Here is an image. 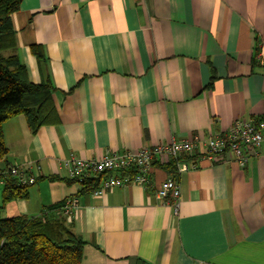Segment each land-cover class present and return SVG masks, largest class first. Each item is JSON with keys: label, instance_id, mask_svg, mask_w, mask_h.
<instances>
[{"label": "crops", "instance_id": "obj_1", "mask_svg": "<svg viewBox=\"0 0 264 264\" xmlns=\"http://www.w3.org/2000/svg\"><path fill=\"white\" fill-rule=\"evenodd\" d=\"M11 21L27 79L53 87L57 120L34 132L21 114L2 123L0 197L8 167L35 178L4 217L75 196L80 264H264V140L243 167L201 147L184 158L195 168L155 160L148 184L100 197L78 194L62 165L264 118V0H20ZM170 176L176 211L156 197Z\"/></svg>", "mask_w": 264, "mask_h": 264}, {"label": "trees", "instance_id": "obj_2", "mask_svg": "<svg viewBox=\"0 0 264 264\" xmlns=\"http://www.w3.org/2000/svg\"><path fill=\"white\" fill-rule=\"evenodd\" d=\"M19 3L20 0H0V158L7 153L2 134L5 120L24 115L33 132L57 120L51 101L53 87L49 82H30L16 54L11 14ZM31 49L35 53V47ZM36 55L41 56L40 52ZM177 162L172 159L165 168L174 172ZM8 168L0 209L6 202L26 197L29 186L20 185ZM99 178L85 179L78 194L95 189ZM62 203L45 207L36 216H0V264H80L84 241L59 212Z\"/></svg>", "mask_w": 264, "mask_h": 264}, {"label": "built area", "instance_id": "obj_3", "mask_svg": "<svg viewBox=\"0 0 264 264\" xmlns=\"http://www.w3.org/2000/svg\"><path fill=\"white\" fill-rule=\"evenodd\" d=\"M256 58L264 63V48L257 53ZM264 140V118L234 119L231 125L222 132H215L206 136L192 133L185 138L174 139L162 144H153L137 150L125 151L123 154H110L98 159H82L69 156L62 161L68 177L81 186V183L90 177H100L98 186L91 191L93 197L102 196L107 190L114 187L129 185L144 186L149 183L154 161L161 164L174 159L177 162L178 172L195 168L193 161L185 160L186 156L193 157L202 147L204 156H231L241 167L245 166L250 156L255 155ZM10 175L15 177L20 185H31L34 176L20 166H10ZM156 197L162 203L170 204L177 210L180 190L173 177L163 180L156 190ZM78 198H66L60 208L67 222L76 215Z\"/></svg>", "mask_w": 264, "mask_h": 264}, {"label": "rangeland", "instance_id": "obj_4", "mask_svg": "<svg viewBox=\"0 0 264 264\" xmlns=\"http://www.w3.org/2000/svg\"><path fill=\"white\" fill-rule=\"evenodd\" d=\"M0 198H1V197H0ZM0 202H1V199H0ZM1 210H2V208L0 209V216L3 217V216H5V215H4L5 213H4L3 211H1Z\"/></svg>", "mask_w": 264, "mask_h": 264}]
</instances>
